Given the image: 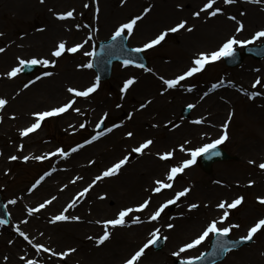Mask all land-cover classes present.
I'll list each match as a JSON object with an SVG mask.
<instances>
[{"label": "rangeland", "instance_id": "374dc122", "mask_svg": "<svg viewBox=\"0 0 264 264\" xmlns=\"http://www.w3.org/2000/svg\"><path fill=\"white\" fill-rule=\"evenodd\" d=\"M85 1H87L86 3L89 5L88 8L82 7V3H85ZM110 1L113 5H109L107 11L103 12V0H78L79 14L75 12V19H69V21H67L70 22L69 25L64 26V28L60 29L54 36L50 35L48 33L49 31L45 30L48 24L46 18L44 19L39 15L33 17L28 11L24 13L28 15L27 19H24L22 14H18L13 8L17 0H13L11 4L4 5V7L0 5V33H3V35H0V47L5 48V51L0 53V97L8 100V104L0 110V125L8 121L11 123V127L16 128L18 133L20 129L34 122V118L31 116L32 112L43 111L51 107L59 106L71 99L72 94L68 93L65 88L73 87L83 90L90 86L96 78L95 72L92 69L81 68L91 74L88 76L90 77L88 81L77 80L72 76L61 79L57 76V72H59L61 68H64L65 65L76 70L77 64H86L91 57L85 56L83 54L85 51H93L97 41L111 35L120 23L126 22L132 16L140 15L145 7L151 6V11L137 23L133 34L127 37L128 44L132 47L142 46L158 34L159 31L174 26L182 19L188 21L187 27L195 26L192 32L180 30L177 33H170L168 37H166V41L162 42L161 45L146 50L145 54L148 64L143 69L126 67L121 63H116L113 66L110 79L105 82H100V87L95 93L90 94L89 97L84 99L82 97L76 98V103L73 107L80 102V99H83L81 100L82 105L91 109V112L81 117L79 125L77 124L75 127L63 125L64 118L68 117V112H70L69 109L60 116L47 118L42 123L40 129L32 133V135H29L30 137L27 136L29 137L28 139H38L37 142L32 141L34 148H43L44 151L55 152V149L60 147L70 153L66 158L59 154L53 157L52 164L57 163L59 166L58 172L62 174V176L56 177V174L52 173L46 161L29 159V161L24 162L19 155H17L19 159L9 161L7 165L3 166L0 170V192L2 194L5 210L8 213L9 223L8 225H0V233L2 234V240L4 242V245H0V252L3 254L5 252L3 248H8L10 252L9 255L12 256V261L15 262V264H24V262L20 260L21 256L27 259L39 260L41 264H49L41 259V255L37 254L36 250L29 245L23 237L19 236L15 230L16 227L24 231L29 238L33 240V243L43 244L56 252L65 251L68 248H75L76 251L69 254L67 256L68 258H61L60 264H70L78 259L81 260L82 264H104L102 263L103 261L97 257L98 255H94L96 250H93L92 246H87L91 243L79 247L78 239L74 238L72 234L63 232V229L58 230L54 228L57 223L68 224L71 221L49 222L53 215L59 214L67 205H65V207L57 206L53 211L50 210V212L44 213L45 219H42L41 215L36 218L29 217L27 209L35 208L42 203V201L50 199L56 193H59V191L61 193L66 192L67 194L65 196L72 202L76 194L87 187L97 175H100L106 168L110 167L124 155H127L133 147L138 146L139 143L147 138L153 139L154 143L145 150L144 155L133 153L129 162L122 167L119 174L103 179L107 180L105 183L108 190L103 185V180L98 181L82 199L77 200L76 206L70 208L66 215L76 216L79 213L82 214V211L88 210L85 204L89 199L86 197H92V193L96 196L101 189H106L107 197L109 196L110 198L101 201L104 204L100 206L99 212L94 214L89 221V224H93L98 228L94 233L95 237H98L102 234L103 228L102 225H98L94 223V221L113 218L121 207L134 206L144 199L151 197L149 207L141 212L149 216L161 203L172 198L176 191H180L184 187H190L191 191L186 197L181 198V200L177 201V203L172 206L169 205L157 221L149 222L151 228L141 237L139 241L140 246L150 238L149 233L154 228L160 229L162 244L157 250L153 249V246H149L141 259L144 258V256L147 257L149 254L161 253L167 242L163 237H168L170 231L172 233V230L175 231L180 228L182 219L188 220L189 226H181L183 229L182 231H184L186 235L181 236L177 243L181 246L194 239L203 231L209 221L218 219L219 216L222 215L224 210L215 207L221 200L231 202L236 196L242 195L245 197L244 202L238 209H225L229 211V218L224 223L218 225L219 227H226L229 223L239 224V228H235L229 233L231 237L246 235L247 229L258 218L264 217V205L260 204L257 200V197H264V177L262 179L258 178L261 172L258 165L264 163V139L258 132L259 128L264 130V114L262 115L261 121L259 120L251 123L242 122L238 120L235 109L243 105L244 98L252 92L260 93L253 99H258L262 107H264V59L255 61L248 57L242 64L234 68L225 67L222 60L211 63L207 65L201 73L181 82V85L177 86V88L168 89L169 97H171V102L169 104L173 101V106L170 109L166 108L162 110L161 113L157 112L155 120L163 122L170 119L175 125H178V127L171 126L169 128L168 126L165 130H160L158 125L153 122H148V125L142 124L140 127L136 128H121L120 126L114 128L112 132H105V134L97 140L89 144H84L85 140H90L97 132L104 131L105 128L112 127L113 124H120L119 118L115 115L114 94L116 97L118 96L120 98L132 95V97L128 99V101L131 102V104H128L131 108L129 110L136 108L137 112H139L138 110H144L146 112V110L151 108L154 104L152 94L155 96L156 91H158L160 76L166 79L174 78V76L182 73V71L190 66L192 58L198 52L215 50L227 37L235 34L234 31L230 30L220 37L210 38V34L213 30V27H211L214 23L213 20L219 17V15H227L225 19L230 20L228 17L233 14L231 13V9L237 2L235 4L225 5L223 0H216L213 7H220L223 9V12L216 17L206 19V13H201L199 18L192 16V13L198 11L206 0H126L124 4H121L120 0ZM241 2L244 4H253L250 3L249 0H242ZM177 5H181L182 7L178 8ZM97 6L100 9V15L103 18H107V26H104L103 29L98 25L93 26V28L91 26L90 32L86 33L85 28L88 27L87 24H96L97 22L96 18H98V16H96L94 23L92 21L93 16H91L92 7H94L95 10ZM261 6L264 11V4H261ZM67 10L69 9L65 8L56 11H58L57 13H61ZM52 20L56 21L57 19L53 17ZM237 20L243 22L245 25L244 30L236 34L237 38L241 40L248 39L253 32L264 28V17L262 16L255 17L252 21H249L240 14V16L237 15ZM58 22L61 21L58 20ZM76 24H80L81 27L77 29L75 27ZM232 26H236V21H232ZM40 29H43V31ZM205 29H208L210 32L207 33ZM47 33L49 36H52L47 46L43 48L34 46L36 45L38 34H40V38L42 34ZM89 33L92 37L91 40H89V42L77 53L65 52L59 58L51 57L50 52L59 41L63 40L66 42V47H71L75 43H82L86 40ZM125 34L127 36V33ZM261 41L262 40H257L253 44H257ZM239 48L240 47L237 49ZM17 57L25 60L31 59L32 57L56 59L57 63L55 66L41 65V69L31 74L29 77L22 75L20 72L16 76V78H18L17 81L3 75L12 67L18 65ZM245 65L249 67V74L252 77V81L254 82L257 77H260L261 84L253 88V83L249 84L250 79H247L245 85L250 90L248 94L244 91L243 85H236L234 93L239 96V99L236 100V103L235 100H230L229 107L225 111L221 110L218 116H213V113L210 111L212 104L221 102L224 105V101L219 97L221 91L224 89L229 90L232 87L230 86V81L232 82L237 76V72L238 74L242 72L243 66ZM146 69H151V71H146ZM45 71L52 72L53 75L50 77H52L58 85L61 84L59 85L60 92L57 93L58 90H55L56 93L54 95L56 96L51 97L46 95L44 98H40L36 103H26V106L29 105L27 107L29 108L30 114L28 115L29 118H25L22 115L23 112L18 113L12 105L16 104L18 92L21 89H28L24 88V84L28 83L29 80L36 82L38 81L36 80L37 76H41L40 81L44 78H49L42 75ZM145 76L154 77L158 81V85L156 87L154 86L153 92L152 89H149L144 83L143 78ZM222 76H225V79L221 78ZM129 77H135V83L130 86L126 93H121L120 88L123 86V81ZM213 84H216L217 87L209 91ZM61 87L63 92H66L64 97H59L60 93H62ZM162 87L164 88L166 86L162 85ZM189 88H191V91H188ZM50 90L51 92L54 91L52 89ZM205 92L209 94L204 96ZM201 97L204 98L201 99ZM102 99H106L107 104L98 106V102ZM148 101L151 102L148 103ZM141 103H146L147 106L144 109H140L139 105ZM188 104H194L195 107L191 108L189 117L184 118L181 115V110ZM26 106L24 108H26ZM229 112H233L234 115L227 129L228 139L220 144V147L229 154L235 155L236 159L214 163L209 173L201 169L199 159H197L195 165L177 175L173 181L172 189L162 190L159 194L152 193L151 196L149 190L152 187L150 186L152 180H156L158 177L164 179L165 173L171 166L178 164L183 159L190 158L188 152L180 150V145H184L186 149L194 150L201 145L217 139L224 131L221 126L228 119ZM105 113H107V116L103 120L104 127L100 130L96 125L101 121V118L104 117ZM13 115L15 119L11 118ZM123 117H125V115H123ZM201 118L203 119V123H193V121ZM82 123L85 125L84 128H80V124ZM153 125H156V127H153ZM190 126L194 127V129H190ZM128 131L134 133L132 138H128L125 135ZM115 132L124 133L123 135L126 140L125 147L128 148L127 150H124V145L120 148V144L106 145L109 141H106V144H98V141L102 140L104 136ZM3 134L6 135L5 133ZM162 136L165 137L168 142H165ZM250 142L252 143L251 146ZM78 144H83L84 146L72 152L71 149ZM103 146H106L107 150L100 155L97 152L95 153L99 155L98 162L96 163V157L92 155V151L100 149ZM91 147V152L88 153V148ZM169 150L174 151V157L171 161H160L156 156L157 152ZM149 153L152 154L151 158L164 165L165 170L163 168V173L153 174V179L151 180L150 178L148 181L149 185H146V180L142 179L144 173L141 174L139 172L138 166L139 162L141 164L143 161V158L149 159L145 156ZM25 154H28L27 149ZM37 155L43 154L37 152L34 156ZM250 160L254 161V163L250 164ZM90 161L92 163H89ZM136 165L137 167H135ZM124 171H129V173L132 172L133 174L127 176L129 173L126 175ZM45 172L50 173V175L46 176L35 189L29 192L28 189L31 188L32 184H34ZM119 178H126L124 183L132 184L130 186H132L131 188L134 192H128L127 188L124 189L123 186H118L117 182ZM249 180L254 181L251 186L248 183ZM217 181L220 183H216ZM45 183L48 184L46 185ZM65 185L66 187H64ZM137 186L139 189H141V187H147L150 196L146 197V191L139 190ZM19 194H24V198L33 199L29 202L30 205H26L28 207L25 208V214L21 213L17 215L15 205L9 204L8 201L13 199V195ZM203 202H207L209 205L207 209L202 207ZM189 203H196L199 207L189 211L187 208ZM169 207L172 208V210L170 209L171 211H169ZM110 208L112 210L109 212ZM181 213H183V215H181ZM33 214H38V212ZM25 220L27 223H21ZM39 220L44 222L39 223L40 226L48 228H43L41 231V229L36 226ZM76 222L80 223L81 221L79 220ZM168 223L174 224V228L168 229L166 226ZM212 236L213 235L210 234L201 245L181 254L182 257L199 256L207 250L208 243ZM9 241H12V243L10 244ZM110 242L111 240L106 241L102 245H97L98 249H96L100 251V249L110 248L106 247ZM136 248L137 247H133L125 254H116L115 257L113 254L103 255L105 256L104 258L112 257V261L108 259L109 261L105 264H123V260L128 258ZM253 254L256 255L253 257ZM255 257H259L258 262L254 261ZM161 258L165 264H174L176 259H180L172 255L168 257L162 255ZM229 258H233L234 262L229 263ZM215 264H264V229H261L255 234L249 245L227 253L222 261Z\"/></svg>", "mask_w": 264, "mask_h": 264}, {"label": "snow or ice", "instance_id": "6c2138e0", "mask_svg": "<svg viewBox=\"0 0 264 264\" xmlns=\"http://www.w3.org/2000/svg\"><path fill=\"white\" fill-rule=\"evenodd\" d=\"M41 3L44 2V0H40ZM126 0H120L121 4H124ZM237 0H223V3L225 5L229 4H235ZM250 3L254 4H264V0H249ZM216 3V0H206V2L203 4V6L198 10L192 13L193 17L199 18L201 16V13H206V19L211 17H216L218 14H221L223 12V9L220 7H213ZM89 5L87 3L84 4V8H88ZM177 7H182L181 5H177ZM100 11L99 7L97 6L95 9V13L98 14ZM151 11V6L145 7L140 15H135L129 18L126 22L120 23L115 30L113 31L110 41L106 46L102 47V51L106 49L112 50V51H118L120 53H124L127 51L128 53H141L148 49H152L155 46L161 45L162 42L166 41V37L170 33H177L180 30H186L188 32H192L194 30V25L187 27L188 21L187 20H180L178 23H176L174 26L167 27L161 31H159L158 34H156L153 38L148 40L146 43H144L142 46L134 48V49H125L124 41L127 39V37L131 36L134 32V29L139 21H141L145 15H147ZM75 9H70L65 12L61 13H54L57 20L60 21H67L71 18H74ZM241 15H245V13H241ZM228 19L232 21H236V27H235V34L227 37L215 50L212 51H201L198 52L191 60V64L189 67H187L182 73L174 76V78L166 79L163 76H160L159 79L162 81V85L166 86L163 88V91H167L168 89H175L177 86L181 85V82L185 81L188 78L194 77L196 74L201 73L207 65L211 63H215L218 61H221L224 58H232L233 60L236 59L237 56V48H243L250 44L255 43L257 40L264 41V28L258 29L248 38V39H238L236 34L241 33L245 25L243 22H240L237 20L236 16H229ZM75 27L79 29L81 27L80 24H76ZM43 31V29H40ZM127 33V36L125 35ZM0 35H3V33H0ZM91 34L89 33L88 38L84 40L82 43H75L71 47H66V42L61 40L59 41L53 50L50 52L51 57L59 58L61 57L65 52L67 53H77L79 50H81L85 44L91 40ZM5 51V48L0 47V53H3ZM260 51H264V49H260ZM87 57H94L97 55V53L93 51H85L83 53ZM18 65L15 67H12L8 72L4 73L7 78L11 79L16 77L20 72L24 70L25 67H31L34 65H43V66H55L57 63L56 59H47V58H36L32 57L31 59H22L20 57H17ZM104 61H102L103 63ZM135 61L132 59H124L123 64L125 66H128L130 64H134ZM140 68H144L145 66L143 64L136 65ZM76 67L78 69L81 68H87L91 69L94 67L93 61L91 59L88 60L86 64H77ZM146 71H151V69H146ZM44 77H50L53 75L50 71H45L42 74ZM41 76H37L36 80H40ZM136 81L135 77H129L123 81V86L120 88L121 93H126L130 86H132ZM35 83L33 80H29L28 83L24 84V88H28L30 84ZM222 83V81H221ZM261 84V78L257 77L256 80L253 82L252 87L255 88L257 85ZM100 87V77L97 76L95 78V81L88 87L84 88L83 90H79L77 88L68 87L67 92L72 94V98L69 99L67 102L56 106L51 107L47 110L43 111H34L31 113V116L34 118V122L30 123L28 126L22 128L19 130L20 137H27L29 134H32L36 132L38 129L41 128L42 123L47 119L51 117L60 116L61 114L67 112L69 109H72L73 111L80 113L79 108H73V105L76 103L77 97L87 98L90 96V94L95 93L97 89ZM217 87L216 84H213L211 89L209 91L214 90ZM188 91H191V88L188 89ZM163 94V93H162ZM209 93L205 92L204 96H207ZM260 93L252 92L249 94V99H253ZM123 98V97H122ZM204 97H201L203 99ZM151 101H148L150 103ZM8 104V100L6 98L0 97V110H2L6 105ZM147 106L146 103H141L139 105L140 109H144ZM117 108L121 107V105L117 104ZM187 107L189 109L194 108V104H188ZM234 115L233 112H229L228 119L225 121V123L221 126L224 131L223 133L215 140H213L210 143L204 144L202 147H197L194 150L193 149H186L184 145H180V150L188 152L190 158L183 159L178 164H175L171 166L167 172L165 173L164 179H156L153 182V186L150 188V191L154 194H159L162 192V190L165 189H172L173 188V181L177 177L178 174L183 173L187 168L195 165L197 163V157L201 155H205L206 158H211L212 156H219L220 153L216 151L218 145L222 144L228 139V132L227 129L229 127V122L232 119V116ZM107 113L104 114V117L101 118L100 123L96 125L97 128L101 127V124L103 123L104 118H106ZM12 119H15V116L13 115L11 117ZM128 118H132V113H128ZM195 124L203 123V119H197L193 121ZM120 124H113L112 127L105 128L104 131L97 132L95 135L91 137L90 140H85L84 144H89L92 141L97 140L99 137L103 136L105 132H112L114 128L120 127ZM85 125L82 123L80 124V128H84ZM153 127H156V125H153ZM173 127H178V125L173 124ZM125 135L128 138H132L134 136V133L132 131H128L125 133ZM154 141L151 138L144 139L143 142L139 143L138 146L133 147L131 151L124 155L121 159L114 162L110 167L106 168L100 175H97L90 184H88L87 187L83 188L82 191L78 192L76 194V197L73 198L72 202H70L62 211L59 212L57 215H53L51 217L50 223H56V222H67V221H79L81 217L75 216V215H66L68 210L70 208H74L76 206V202L78 199H82L89 190L95 185L98 181H101L105 178H110L113 176H116L121 171L122 167L125 166L133 153L144 155L145 150L148 149L151 145H153ZM83 144H78L76 147L72 148L71 151L75 152L79 148L83 147ZM20 149H23V145H20ZM59 154L62 157H68L69 152L65 151L63 148H56L55 152H49L44 155H37V156H28L25 155L22 157L24 162L29 161V159H34L36 161H43L51 156H55ZM156 156L160 161H171L174 157V151H164V152H157ZM10 161H15L19 159V157L15 155H11L8 157ZM89 163H92L91 161ZM250 164L254 163V161H249ZM259 169L264 170V163H260L258 165ZM50 175V173L45 172L42 176L39 177L35 181L34 184H32L31 188L28 189L29 192H31L33 189H35L41 181L45 179L46 176ZM75 182V181H73ZM216 183H220L217 181ZM249 185L251 186L254 181L249 180ZM66 187V185L64 186ZM191 191L190 187H184L180 191H176L172 198L167 199L163 203H161L148 217V222L157 221L161 214L165 211V209L169 205H174L177 203V201L181 200V198L186 197ZM57 197L52 196L50 199L45 200L43 203H40L35 208H28L27 212L28 215L31 216L33 213L39 212L41 209H44L47 205H50ZM105 196L99 197V199H105ZM245 197L244 196H236L234 199L231 200V202H228L226 200L219 201L215 207L220 210H224L222 212V215L219 216L218 219H212L207 223V225L204 227L203 231L197 235L194 239L190 240L189 242H186L182 244L177 251H174L171 253L172 256L180 258V264H195L196 261L201 260L204 257V253H201L199 256L195 257H182L181 254L186 253L188 250H191L199 245H201L210 234L222 238L227 237L229 233L235 229L239 228V224H233L229 223L226 227H219L218 225L224 223L229 218V211L225 209H238L239 206L242 205L244 202ZM151 197L144 199L142 202L137 203L134 206H125L118 209V211L115 213L113 218L103 219V220H96L94 223L98 225H102L103 232L101 235L95 238L96 245H102L106 241H108L111 236L112 232L110 229H115L117 227H126L129 224H140L143 221L141 220L140 216L138 215H132L133 213H141L145 209L149 207ZM257 200L260 204L264 205V197H257ZM9 204H16V199H12L8 201ZM199 207L196 203H189L187 205V208L189 211L197 209ZM183 215V213H181ZM8 221L4 219H0V225L7 224ZM21 223H27V221H22ZM168 229L174 228V224L168 223L167 225ZM261 229H264V217L258 218L248 229L247 234L240 236L239 241L235 240H220L218 239L214 244L213 248L214 251L211 253L212 255H216L217 253L224 254L227 252L232 251L237 247V244L240 242H246V241H252L255 234L258 233ZM16 232L19 234V236L23 237L25 241L28 242L29 245H31L35 250L37 254L43 253H51V256L53 257H60V258H66L69 254L76 251L75 248H68L65 251L56 252L52 250L51 248L39 244V243H33V240L29 238V236L24 232L21 231L19 227H16ZM149 239H147L146 242H144L137 250H135L133 253L129 255L128 258H125L123 260V264H139V261L141 257L145 254V250L149 248V246L156 245L160 240V229L154 228L149 233ZM87 239L92 240L93 237H87ZM164 240H167L168 237L164 236ZM11 244L12 241H9ZM5 260H7V257H4ZM20 260L24 262V264H41V261L36 259H27L24 256L20 257Z\"/></svg>", "mask_w": 264, "mask_h": 264}, {"label": "bare ground", "instance_id": "6f19581e", "mask_svg": "<svg viewBox=\"0 0 264 264\" xmlns=\"http://www.w3.org/2000/svg\"><path fill=\"white\" fill-rule=\"evenodd\" d=\"M13 0H0V5L2 7H4V5L7 4H11ZM242 0H238L237 4L231 9V13H233L231 16H236L239 15L240 16V12L245 13V15H241L243 18H247V20L252 21L253 18L255 17H264V11H263V7L261 6V4H244L243 2H241ZM87 1H85L86 3ZM78 0H44L43 3L40 2V0H17V3L13 6V8L15 9V11L18 14H22L24 19L28 18V15L24 14L25 12H29L30 15H32L33 17L35 16H40L42 18H46L48 21L47 27L45 28L46 31H49L48 33L52 36H54L56 33L59 32L60 29L64 28V26L69 25L70 22L67 21H63V22H58L55 20H52L53 18V14L57 13L58 11L56 10H62L65 8L70 9H75V12L78 13ZM82 3V7H83ZM103 12H106L109 5H113L111 3L110 0H103ZM79 14V13H78ZM99 17L98 21H97V25L101 26V28L103 29L104 26H107V18H103L100 13H99ZM225 17H227V15H219V17H216V19H214V23L213 25H211V27H213L212 33L210 34V38H214V37H220L221 35H224L226 32L232 30L235 32V27L232 26V21L225 19ZM20 18V17H19ZM75 19V18H73ZM205 31L208 33L210 32L208 29H205ZM47 34H42V36L39 38L40 34H38L39 36L36 38V47H46L47 43L49 41V39L52 36H49ZM205 37H207L206 35H204ZM249 67L248 65L243 66V70L242 72H240L238 74V72L236 73V77L232 80V82L230 81V86H232L229 90L228 89H224L223 91H221V94L219 95V97L224 101V105L223 103L219 102L218 104H212L211 106V112L213 113V116H218L221 112V110H226L229 107V103L230 100H236L239 99V96L234 93V90L236 88V85H243V89L246 92V94H248L250 92L249 88L245 85V81L247 79H250L249 84L253 83L252 81V77L249 74ZM57 76L61 79L66 78L67 76H72L77 80H83V81H88V79H90V77H88L89 75H91L88 71L83 70V69H78L76 68V70L71 69L69 66H64V68H61V70L59 72H57ZM221 78L225 79V76H222ZM14 80L18 81V78L14 77ZM142 79V78H141ZM144 83L146 84V86L149 87V89H154V86L156 87L158 85V81L154 78V77H149V76H145L143 78ZM59 82V81H58ZM160 84L158 86V91H156L155 96L152 94L153 100H154V104L152 105L151 108H148L146 110V112L144 110H138L139 112L136 111L135 109L129 110L130 105L131 104L130 101H128V99H130L132 97V95H130L129 97H124V98H120V97H116V95H113L114 100V109H115V115L119 118L118 120L120 121L121 128H136V127H140V125L144 124V125H148V122H153L156 125H158L160 130H165L166 127L169 126V128L171 126H173V124H175L172 120L168 119L166 121H156L155 117L157 116V112L161 113L162 110L166 109V108H171L173 106V101L171 104H169L171 102V97H169L168 91H163V87H162V82L159 81ZM61 85V84H59ZM59 85L55 82V80L52 77L49 78H44L42 79V81L38 80L35 83L31 84L28 89H21L18 92V96L16 98V104L12 105V107L18 111V113H22L23 117L25 118H29V108L27 106L29 105H25L26 103L31 104V102H37L40 98H44L46 95H49L51 97L56 96L54 95L56 92L55 90H58L57 93L60 92L59 89ZM54 90L53 92H51V90ZM64 89V88H63ZM67 90V88H65ZM62 90V87H61ZM163 93V94H162ZM168 94V95H167ZM66 95V92L64 93L62 90V93H60L59 97H64ZM249 95L244 98V104L240 105L239 108H235L236 109V113L238 116V120L242 121V122H256V121H261L262 120V115L264 114V107H262L261 102L258 99H249L248 98ZM67 99V98H66ZM65 99V100H66ZM84 99V98H83ZM80 102H78L73 108H79L80 109V113H77L75 111H73L72 109H70V112H68V117L64 118V122L63 125L64 126H69L71 125L72 127H75L77 124L79 125V122L81 121V117L83 115H86L87 113L91 112V109L86 108L82 105L81 100ZM152 99V98H149ZM148 99V100H149ZM15 102V101H12ZM107 104V100L106 99H102L101 101L98 102V106ZM119 104L121 105V107L117 108L116 105ZM26 108H24L25 106ZM24 109V110H22ZM129 110V111H127ZM160 111V112H159ZM128 113H132V118L129 119L128 118ZM123 115H125V117H123ZM3 121V120H2ZM165 127V128H164ZM190 129H194V127L190 126ZM258 132L260 133V135L263 137L264 139V130L262 128L258 129ZM3 133H5L6 135H4ZM167 133V132H164ZM124 133L122 132H115L112 133L110 135L104 136L102 138V140L98 141L100 143L106 144V141H109L106 145L109 144H113V145H119L120 144V148H125L124 150H127L128 148L125 147V136L123 135ZM32 135V134H29ZM30 137V136H29ZM29 137L25 138V137H20L19 133L17 132L16 128L11 127V123L10 122H5L4 124L0 125V170L3 168L4 165H7L9 163V159L8 157L11 155H19L21 158L23 156H25V151L26 149L28 150V156H34L35 153L39 152L40 154H46L49 153L48 151H44L43 148L37 149L34 148L32 145V141L33 142H37L38 139L32 140V139H28ZM162 139L165 142H168V140L162 136ZM23 145V149H20V145ZM97 144V145H98ZM252 145V143L250 142V146ZM37 149V151H36ZM91 148H88V153L91 152ZM106 146L101 147L100 149H95L94 151H92V155H94L96 157V163L98 162V156L102 153H104L106 151ZM98 153L99 155H96L95 153ZM27 153V152H26ZM155 155V154H153ZM147 158L149 159H144L143 161L139 162V172L143 174L142 179L146 180V185H149L148 181L153 179V174H160L163 173V168L165 170V167L162 163H160L157 160H154L153 158H151L152 154L149 153L148 155H145ZM256 156V155H254ZM54 156H51L47 159H45L44 161H46L48 163V166L50 167V169L52 170V173L56 174V177L62 176V174H60L59 171V166L56 164H52L53 162V158ZM137 167V165L135 166ZM124 173L127 175V173H129V171H124ZM133 173L130 172L127 176H131ZM179 175V174H178ZM122 177V176H121ZM264 177V170H261L260 174L258 175V178H263ZM127 178V177H126ZM126 178H119L117 184L118 186H123V188H127L128 192L133 191V189L131 188L132 184H125L124 181H126ZM124 179V180H123ZM140 179V178H139ZM157 179H160L159 177ZM103 185L106 188V183L105 181L107 180H103ZM46 182V181H45ZM153 182L154 180L151 181L150 186H153ZM46 185L48 183H45ZM44 185V184H43ZM137 188L139 189V187L137 186ZM107 189V188H106ZM106 189H101L99 194H97L95 196L94 193H92V197L91 196H87L86 198H88V202L85 204V206L88 208V210L86 211H82V214H78L76 216L81 217L80 219V223H77L76 221H71L68 224H63V223H57L56 226H54V228L61 230L63 232H66L68 234H72L74 238L78 239V246H84L87 245L88 243H91L87 246H92L93 250H96L94 255H98L97 257L100 258V260H102V263H107L110 259L112 261V257H106L104 258L105 254H113L114 257L116 254H125L128 251H130L133 247H137L134 250H137L138 247L140 246V239L142 236H144V234L151 228V225L149 224V222L147 221V217L146 215H144L143 213H133L132 215H138L140 216L141 220L143 221L140 224H129L126 227H117L115 229H110V231L112 232V236L109 240H111V242L109 243L108 246L106 247H110V248H106V249H100L97 250V245L95 243V235L94 233L96 232V230L98 229L96 226H94L93 224H89V221L91 220V217L96 214L97 212H99L100 210V206L103 205L104 203L101 202L103 199H99V197L101 196H105V199L110 198L109 196L107 197V190ZM139 190H143L146 191V197L148 196H152V192L150 191V195L148 193V188H142ZM127 192V190H126ZM134 192V191H133ZM67 193H61L59 191V193H56L54 196L57 197L50 205L46 206L44 209H41L38 214H32L31 218H36L37 216H42V219H45V214L46 212H50V210H54L55 208L58 207H65V205H68L71 201H69L67 199V197L65 196ZM125 194V193H124ZM127 194H131V193H127ZM13 199H16L17 203L14 204L15 208L17 210L16 214H25V208H27L28 206H26L27 204L30 205V201H32L33 198H24V194H19V195H13ZM96 199V200H95ZM44 201H42L43 203ZM208 204L207 202H203L202 203V207L203 208H208ZM112 209H109V212ZM49 218V217H47ZM34 221V220H33ZM93 221V220H92ZM88 222V223H86ZM189 221L188 220H184L182 219V225L181 226H189ZM39 223H44L43 221L39 220L38 223H36V226H38L41 231L43 230V228H48V227H42L39 225ZM178 228L177 230L173 231L172 233L170 231V233H168V239L167 242L165 244V247L163 249V251L159 254H149L147 257L144 256V258L140 259L139 264H165V262L162 260L161 256L164 255V257H168L171 255L172 252L177 251L178 248L180 247V245L177 243V241L179 240V238L181 236H185L186 233H184V231H182L183 229ZM93 237L92 240L87 239V237ZM108 240V241H109ZM3 240H2V234L0 233V245H4L3 244ZM86 247V246H85ZM97 248V249H96ZM102 248V247H101ZM3 250L5 251L3 254L0 252V264H15V262L12 261V256L9 255V250L8 248H3ZM41 255V259L44 262H47L49 264H60L61 262V258L58 257H53L51 256V253H40ZM256 254H253V257ZM121 256V255H119ZM4 257H7V260L4 259ZM68 258V257H67ZM255 262L259 261V257H255L254 258ZM229 263L234 262L233 258H229L228 259ZM70 264H82L81 260H74L72 263Z\"/></svg>", "mask_w": 264, "mask_h": 264}, {"label": "water", "instance_id": "95a60500", "mask_svg": "<svg viewBox=\"0 0 264 264\" xmlns=\"http://www.w3.org/2000/svg\"><path fill=\"white\" fill-rule=\"evenodd\" d=\"M125 53L126 52H112V50L108 49L103 51L100 50L99 52H97V58L102 59L105 62V66L108 72L111 61L115 60L116 58H119L121 60L128 59V55Z\"/></svg>", "mask_w": 264, "mask_h": 264}]
</instances>
